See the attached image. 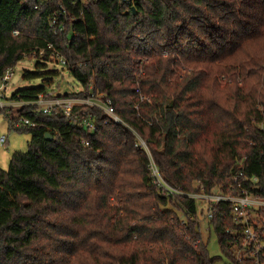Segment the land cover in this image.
Returning <instances> with one entry per match:
<instances>
[{"label":"trees","instance_id":"1","mask_svg":"<svg viewBox=\"0 0 264 264\" xmlns=\"http://www.w3.org/2000/svg\"><path fill=\"white\" fill-rule=\"evenodd\" d=\"M60 8L66 20L53 36ZM47 44L81 87L56 97L100 93L125 127L93 108L77 113L93 117L89 132L60 111L25 107L16 114L34 126L20 131L0 111L30 136L27 152L0 169V264H253L235 260L226 205L207 223L222 258L209 255L194 202L160 196L133 133L170 187L233 193L242 173L243 187L264 199V0H0V77ZM47 93L22 89L10 100Z\"/></svg>","mask_w":264,"mask_h":264},{"label":"built area","instance_id":"2","mask_svg":"<svg viewBox=\"0 0 264 264\" xmlns=\"http://www.w3.org/2000/svg\"><path fill=\"white\" fill-rule=\"evenodd\" d=\"M127 3L129 0H121ZM66 10H60L52 17L50 21V28L52 29L53 36H57L62 32ZM63 19L60 21V19ZM17 32H13L12 36H17ZM48 54L49 59L57 65L67 69L66 60L60 55L51 44H47L45 48L32 51L29 54H24L23 58L32 59L34 61L43 62L45 55ZM13 68L7 69L0 77V111L8 116H14V120L10 122V126L14 130H24L28 127H33L34 123L24 115H17L14 113L25 107H33L35 115H50L54 111H60L62 115L71 122L72 126L84 128L89 132L94 131L93 117L89 114L83 113L82 117L77 118L78 109L93 108L100 111L109 122L114 125L124 126L125 124L118 118L112 106L105 100L104 96L100 93H90L89 96L84 98H57V95L47 93V95H40L32 103L13 102L10 100L11 95H7L9 81L13 77ZM91 91V86L89 87ZM139 97V102L142 103L145 99L141 96L138 89L135 90ZM134 147L138 151H142L148 159V176L150 183L154 186L161 197L166 199L186 198L194 202L197 214L201 216L203 213L204 219L207 223L213 218V211L219 205H226L230 208V213L233 220V228L227 230L226 233H236L238 239H234V253L236 262L243 260H250L253 264H264V226L258 221V213L264 212V199L256 198L243 185L239 182V178L243 177L240 173L239 176L233 177V185L235 191L227 193L221 189H213L206 192L200 184H196L195 191L191 193H183L180 190L170 187L160 175V172L152 160L148 145L135 132L133 133ZM5 139L0 138V144H4ZM83 147H87L86 142H82ZM249 181L244 178V182ZM255 180H250L254 183ZM191 219V218H189ZM197 221V220H196ZM198 222V221H197Z\"/></svg>","mask_w":264,"mask_h":264},{"label":"rangeland","instance_id":"3","mask_svg":"<svg viewBox=\"0 0 264 264\" xmlns=\"http://www.w3.org/2000/svg\"><path fill=\"white\" fill-rule=\"evenodd\" d=\"M36 63L37 62L32 59L23 58L15 65L13 68V77L9 81L7 90L8 96L18 90L38 88L43 86L48 90V93H52L54 95H70L79 93L81 91V87L69 76L67 71L62 66L57 65L54 61L48 63L44 69L39 70L35 67ZM24 73H40L43 76L39 79L25 81L23 80ZM50 73H58V76H50ZM14 113H16V110H14ZM2 137L5 139V143L0 144V169L6 171L8 169L11 157L15 152H27L30 136L26 133H20L18 131L11 130L6 118L2 113H0V138ZM196 220L199 223L202 242L207 244L209 255L212 257L222 258L217 240L212 230L208 227L203 213H201V216L197 214ZM224 262L225 260L222 258L219 264H224Z\"/></svg>","mask_w":264,"mask_h":264},{"label":"water","instance_id":"4","mask_svg":"<svg viewBox=\"0 0 264 264\" xmlns=\"http://www.w3.org/2000/svg\"><path fill=\"white\" fill-rule=\"evenodd\" d=\"M45 140H46V141H50V140H51V136H50V134H45Z\"/></svg>","mask_w":264,"mask_h":264}]
</instances>
